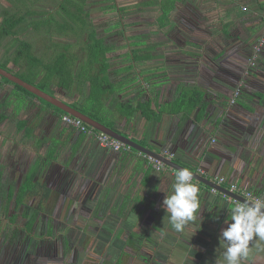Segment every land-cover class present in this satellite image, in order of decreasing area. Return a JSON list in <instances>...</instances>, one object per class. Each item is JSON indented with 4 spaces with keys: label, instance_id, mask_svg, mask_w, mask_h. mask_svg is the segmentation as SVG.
I'll list each match as a JSON object with an SVG mask.
<instances>
[{
    "label": "crops",
    "instance_id": "obj_1",
    "mask_svg": "<svg viewBox=\"0 0 264 264\" xmlns=\"http://www.w3.org/2000/svg\"><path fill=\"white\" fill-rule=\"evenodd\" d=\"M86 4L109 47L113 87L102 97L103 109L93 111L105 116L103 123L153 151L173 153L177 163L192 171L201 168L207 179L223 176L224 187L235 182L264 199V46L256 66L247 63L262 33L264 0ZM238 86L240 95L230 104ZM82 89L75 84L71 94L62 91L80 105ZM19 102L24 105L15 108ZM18 103L14 96L11 118L16 125L36 109L53 111L31 95ZM144 103L151 109L148 116L139 110ZM62 122H43L37 130L43 133L41 141H58L54 146L48 140L43 150L54 146L56 174L41 177V182L55 195L56 212L77 208L81 226L92 219L88 227L96 228L95 235H71V230L68 235H44V230L35 236L17 235L26 222L11 224L8 180L0 187V264H222L225 249L219 237L234 203L193 181L200 189V209L185 231L176 233L162 207L176 171L154 169L133 148L101 147L93 136ZM16 132L14 128L17 149L37 150L36 141L28 142ZM82 212H88L86 221L80 218ZM96 217L110 218L106 230ZM48 221L52 223L38 221L34 228L62 227L56 218ZM11 227L18 228L12 236ZM249 246L251 254L243 264H264V241L254 237Z\"/></svg>",
    "mask_w": 264,
    "mask_h": 264
},
{
    "label": "trees",
    "instance_id": "obj_2",
    "mask_svg": "<svg viewBox=\"0 0 264 264\" xmlns=\"http://www.w3.org/2000/svg\"><path fill=\"white\" fill-rule=\"evenodd\" d=\"M31 2L33 1L25 0V9L16 7L15 11L12 10L11 13L9 10L5 11L4 19L0 25V34L5 35L17 33L18 30L24 29L28 27V25H30L27 23V21L31 20H28L27 18L29 14H36L38 12L44 13L48 16L44 15L41 19L38 20L33 19L34 22H32V26L36 28L40 26H46L47 28H52L51 30L59 29L58 33L60 34H73L79 37L80 39L82 37V40L78 42L79 44H82V47L79 50L80 52H82V54L78 56V53L76 54L70 52L69 49L71 48L72 44L69 42L63 45V51H57V55L60 54V56L63 58L56 59L55 61H53L52 65H49V63L45 62L44 60L38 59L35 54L30 50L31 44H27L26 41L23 40L20 41V48H18V50H16L14 53L15 60L18 62L20 60L21 63L26 62L28 64L27 68L32 66L37 69V65L42 64L43 68L45 66V68L47 69H45L47 73L43 77L45 79L42 85H52L51 78L57 76L58 81L56 83V87L64 88L69 94L72 93V87L75 86V84L81 90L85 82L88 81L89 91L86 97H88L89 100H92V102L90 104V107L88 106L89 109H86V112L81 109L80 111L103 123L104 121H101L100 118L96 115V113L103 109L102 97L106 93H110V90L113 87L109 79L110 73L108 71L109 63L107 53L109 51V47L105 44V37L98 35V31L90 19V12L86 8V0H57L56 4H54L53 6L55 9L50 11L30 9L32 6ZM50 32L51 31H49V33ZM50 34L48 35L49 37ZM52 44L54 48H56V46H59L58 43ZM81 56H83V59L81 61V68L79 69V71L75 72L76 77L73 81V61L80 60ZM81 75H84L83 79L78 80V82H76ZM66 77H68V81H65ZM69 77H71V80H69ZM80 81H82V83H80ZM15 85L25 91L27 94L33 97H38L35 94L26 90L25 88L17 84ZM39 99L42 100L48 106L59 109L51 103L41 98ZM197 104L198 100L194 101L192 105H190L188 108H194L197 106ZM59 110L62 111L61 109ZM139 110L142 111V113L146 116H148V111H151L148 103L140 104ZM93 111H96V113ZM62 112L65 113L64 111ZM133 112L134 111H128V115H132ZM20 123L23 124V122ZM27 134L30 135L29 129L27 130ZM53 154L54 149H50L49 155L56 157V153L55 155ZM36 176L37 171L35 169L29 174L25 175L23 178H21L19 185L16 189L14 187L15 185L11 184L10 199L12 201L10 200V202L12 205H15L14 208L16 209L23 208L21 217L26 222L25 229L22 231L24 236H27L30 233L32 235H38V233L44 230L43 228L38 227L37 229H35V231L38 232L36 234L35 232H33V223L38 218L39 213H41V209L44 205L43 203L49 198L51 190L45 185L44 182H41L38 178H36ZM224 184L226 185V180ZM33 197L38 198L37 207L35 208H32L33 205L29 203V201ZM31 208L33 209L32 213L30 212ZM19 214V211L17 213H15V211L11 212V217L14 218ZM11 222H14L12 218ZM43 234L45 235V232Z\"/></svg>",
    "mask_w": 264,
    "mask_h": 264
},
{
    "label": "flooded vegetation",
    "instance_id": "obj_3",
    "mask_svg": "<svg viewBox=\"0 0 264 264\" xmlns=\"http://www.w3.org/2000/svg\"><path fill=\"white\" fill-rule=\"evenodd\" d=\"M14 5H15V0H5V1L0 0V25L4 19L5 11L9 10L11 13L12 10L15 9ZM44 15H45L44 13H40V15L29 14L27 18H28V20H30V19L31 20L27 21V23L30 24V25H28V27H26L24 29H20V30H18L17 33H14V34H5V35L0 34V67L1 68L5 69L6 71H8L12 74H14L13 73L14 70L22 71V70L27 68L28 64L26 62L21 63L20 60L18 62L14 58L15 51L18 50V48H20V46H21L20 41L24 40V41H26L27 44L30 43L31 44L30 50L34 54H36V52L38 53L40 50L39 46H35V44L38 45L37 42H39V44H41L43 46L45 40L49 41L48 35L50 34L49 31H51L52 28H47L46 26H40V27L36 28V27L32 26V22H34L33 19H36V20L41 19ZM45 16H48V15L46 14ZM29 29L31 31H33L34 33H39L38 41L36 43L34 42L35 44L32 43V40H30L26 37V34H27ZM47 29H49L48 34H47ZM4 40H6L5 44H3ZM37 75L42 76L43 74L41 73V71H39V74H37ZM12 83L14 85L16 84V83L12 82L11 79L0 74V187L3 188L5 186L6 181H8V180L10 181L13 178L15 179V177L18 175V177H16V181L14 183H11V184L15 185L14 187L16 189L19 185L21 178H23L25 175L29 174L30 172H32L35 169L37 171L36 178H38L40 181L42 179L41 177H43V176L44 177L45 176L51 177V176H54L56 174V168L55 167H54L55 169L52 168V170L43 169V168H41L39 170V168L41 166L46 165L45 160L47 158H46L45 154H47V153H45V151H43V150H45V146L47 145V142L49 139H47V140L45 139L46 141H41L43 138V133L42 132L39 133L37 130L40 129L41 125H43V122L50 123L51 126L58 125L59 122H62L61 118L63 116V112L60 111L59 109H56L55 107L53 108L51 106H49V107H51L53 109V111H43L41 109H36L35 111L30 112L31 113L30 118L28 117L27 119L24 120L25 125H20V124L16 125L15 123H13L14 122L13 118H11V114L14 113V111H11V100H13V98H14V96L11 94V91L13 89ZM48 87H51V85ZM73 95H76V92H73ZM34 98H38V97H34ZM69 105L80 110V105L78 103L77 104H69ZM77 105H79V106H77ZM11 123H12V129H11ZM14 128H16L17 132L19 131V133H21V135H23L22 139H26V141H28V142L30 140L36 141L37 144L39 145L38 147H36V149L38 151L31 155L30 152L28 153L26 150L22 151L21 149H17L16 148L17 145L16 144L14 145V143H12L15 141V140L13 141V138L15 135L14 134ZM28 129L30 130V135L27 134ZM22 141H24V140H22ZM15 148H16V151L13 150ZM39 159H40V161H38ZM36 163H37V166H34V164H36ZM51 164L52 163L50 162L49 166ZM49 200H51L50 195H49V198L47 199V201H49ZM30 201H29V203L31 204ZM31 205H33V204H31ZM14 206L15 205L11 204V212L15 211L17 213L19 211V213H20L19 216L21 217V214L23 212V208H17L16 209V208H14ZM49 206H50V208H49ZM35 207H37V205H33L32 208H35ZM32 208L30 210L31 213L33 211ZM46 211L49 213V215H46L44 217V215L42 213H46ZM41 215L43 216V218L41 217ZM55 216H56V205L55 204H53V205L45 204V205H43V207L41 209V213H39V215H38V218L34 221L33 227H34V224L37 223L38 221H43V220L48 221L50 219L52 220L55 218ZM95 219L97 222H100L102 224L101 229L106 230V224L109 223L110 220H108V219H110V218L100 219V218L96 217ZM14 223H16V221L11 222V224H14ZM86 223L87 224L88 223L93 224V221L91 219L89 222H86ZM35 229H37V228H34L33 232H35L37 234L38 232H36ZM43 229H44L45 235H48L46 233L45 228H43ZM90 229H88L90 233L91 232L95 233L96 228H94L93 225L90 227ZM15 230L17 231L18 228L16 229L14 227H11V236H12V234H14ZM19 231H21V230H19ZM22 231L21 232L17 231V235H20V234L23 235ZM49 234H51V233H49Z\"/></svg>",
    "mask_w": 264,
    "mask_h": 264
},
{
    "label": "rangeland",
    "instance_id": "obj_4",
    "mask_svg": "<svg viewBox=\"0 0 264 264\" xmlns=\"http://www.w3.org/2000/svg\"><path fill=\"white\" fill-rule=\"evenodd\" d=\"M3 1H5V0H3ZM33 2H31L32 3V6H31V8L30 9H40V10H48V11H50V10H54L55 8L53 7L54 6V4H56V2H57V0H32ZM15 7L14 8H23V9H25L26 8V3H25V0H22V1H20V0H15V5H14ZM14 11H15V9H14ZM61 12V11H60ZM36 14H38V15H40V13L38 12V13H36ZM62 14V13H61ZM264 16V15H263ZM38 17V16H37ZM40 18V17H39ZM96 17H94V19H95ZM94 23H95V21H94ZM96 25V24H95ZM48 30L49 29H47V34H48ZM59 30V29H58ZM58 30H51V34H50V36L51 37H49V41L48 40H45L44 41V45L42 46L41 44H39V42H37L38 41V37H39V33H34L33 31H31L30 29L28 30V32H27V34H26V37L28 38V39H30V40H32V43H36L37 42V44L38 45H36L35 43V46H39V52L37 53L36 52V54H35V56L38 58V59H41V60H44L45 62H47V63H49V65H52L53 64V61H55L56 59H59V58H63V57H61L60 56V54H58L57 55V51L59 52V51H63V45L64 44H67V43H71L72 44V46H71V48L69 49V51L70 52H73V53H78V56H80L81 54H82V52H80L79 50H80V48L82 47V44H79L78 42H80V40H82V37H81V39L79 38V37H77V36H75V35H73V34H60V33H58ZM102 30V28H101V26L100 25H98V32H100ZM64 31V30H63ZM46 32V31H45ZM56 41V42H55ZM6 43V40H4V43L3 44H5ZM52 43H58V45L59 46H56V48H54V46H53V44ZM42 46V47H41ZM55 49V50H54ZM250 55H251V53H250ZM250 55H249V57H250ZM248 57V58H249ZM82 59H83V56H81L80 57V62L79 61H74L73 62V72H74V75H72V78H73V81L75 80V77H76V75H75V72L76 71H79V69L81 68V64H82ZM46 63V64H47ZM247 63H248V60H247ZM38 67H37V69L36 68H34V67H32V66H30V67H28V68H26V69H24V70H22V71H17V70H14V74L15 75H17V76H19V77H21L22 79L24 78V80H28L27 82H29L30 84H33L34 86H36V87H38V88H40V89H42L43 91H45V92H47V93H49V94H52V95H54L57 99H59V100H61V101H65V102H67V103H69V104H77L78 102L77 101H75V100H71V98L70 99H67V95L64 93V91H62V90H65V89H61V88H58V87H56V83H57V81H58V79H57V76L56 77H53V78H51V83H52V85H51V87L53 88V91H51L50 90V88L51 87H48L47 85H42V83L44 82V79L45 78H43L45 75H46V73H47V69L45 68V66H44V68H43V65L42 64H39V65H37ZM46 69V70H45ZM38 71H41V73L43 74L42 76H38L37 74H39L38 73ZM35 72V73H34ZM83 76L84 75H81L80 76V78H78L77 79V81L76 82H78V80H81V79H83ZM71 77H69V80H71L70 79ZM68 81V77H66L65 78V81ZM83 81V80H82ZM82 81H80V83H82ZM13 84V83H12ZM87 82L85 83V85L83 86V89H82V91H83V93H81L80 95H78V98L79 99H81V104H80V109L81 110H84V112H86V109L88 110L89 109V107H90V104H91V102H92V100H89L88 99V97H85V99L83 100V98H84V96L86 95V92H87ZM81 87H82V85H81ZM86 87V88H85ZM13 89H12V91H11V94L13 95V96H15L16 98H17V103H18V101L21 99V98H23V97H25V96H27V95H29V94H27L25 91H23L22 89H20V88H18L17 86H15L14 84H13V87H12ZM53 93H55V94H53ZM30 96V95H29ZM21 102V101H20ZM18 103V105H15L16 107L15 108H21L24 104H22V106H21V103ZM77 106H79V105H77ZM89 106V107H88ZM88 107V108H87ZM42 110V109H41ZM17 112V111H16ZM105 117V116H104ZM102 115H99V118H100V120L101 121H105L104 118ZM103 118V119H102ZM12 122V121H11ZM21 122H23V124L22 123H20V125H24V120L23 121H21ZM11 129H12V123H11ZM51 139H49L50 140V142H52V140H53V144H54V146H56V144H58V141L57 140H54L55 138L54 137H50ZM12 143H14V145L16 144V142L14 141V142H12ZM11 143V144H12ZM54 146L52 147V148H48L47 149V154H45V156H46V160H45V162H46V165H44V166H41L40 168H39V170L41 169V168H43V169H48V170H52V168H56L57 167V159H56V157H53V156H50L49 155V151H50V149H53L54 148ZM22 151L23 150H26L28 153L30 152V149L26 146V147H23V146H21V148H20ZM13 150H15L16 151V148L15 149H13ZM36 151H38V150H33V152H30V154L32 155V154H34V152H36ZM55 152H56V150H54V154L53 155H55ZM42 160V159H41ZM38 161H40V159L38 160ZM52 163L50 166H49V163ZM34 166H37V163L36 164H34ZM54 168V169H55ZM42 169V170H43ZM16 177H18V175L16 176ZM16 177H15V179L13 178V179H11V183H14L15 181H16ZM44 182V181H43ZM52 185H54V184H52ZM52 189V188H51ZM50 198H51V202H53V204H55V200H56V198H55V195L54 194H50ZM67 201H68V203L69 204H73V202H71V199L69 198H67L66 199ZM31 204H33V205H37V203H38V198L37 197H33L32 199H31ZM47 203V201H45L43 204L45 205ZM71 206V205H70ZM16 213V212H15ZM80 211L76 208V211H72V210H69L68 209V211H65L64 213H59V211L58 212H56V216H55V218L58 220V222H59V226H60V224L62 225V227H58L59 229H57L56 227H54V225L53 226H48V228L46 229L45 228V230H46V232H49V233H52V232H56L57 234L58 233H61V234H63V235H68L69 234V232H66L67 230L69 231V230H71L72 231V233H71V235H76V236H86L87 235V233L89 232V230L88 229H90V227H91V225L89 226V227H87L88 226V224L86 223V227H82L81 225H83V223L82 222H80V220L78 219V216L80 215ZM43 215H44V217L46 216V215H49V213L46 211V213H42ZM58 214V215H57ZM85 214H88V212H82V214L81 215H83V216H81L80 218H82L83 219V221H86L88 218L86 217V215ZM41 217L43 218V216L41 215ZM14 221H16V223H17V225H20L19 223L21 222V224H23V222H24V219L23 218H21L19 215H18V217L17 216H15L14 218L13 217H11ZM67 219H70V221L71 222H65V220H67ZM19 222V223H18ZM46 223L48 224V223H50V221H46ZM51 223H52V221H51ZM50 223V224H51ZM68 228H70V229H68ZM59 231V232H58ZM91 234V237H94V235H95V233L93 232H91L90 233ZM87 237V236H86ZM123 261V260H122ZM121 261V262H122Z\"/></svg>",
    "mask_w": 264,
    "mask_h": 264
},
{
    "label": "clouds",
    "instance_id": "obj_5",
    "mask_svg": "<svg viewBox=\"0 0 264 264\" xmlns=\"http://www.w3.org/2000/svg\"><path fill=\"white\" fill-rule=\"evenodd\" d=\"M199 191L189 168L176 170L171 193L166 194L162 204L167 222L176 233H183L196 219L200 209ZM230 212V219L224 221L227 227L221 230L219 237L225 249L222 264H243L251 254L250 241L254 237L264 241V199L236 203Z\"/></svg>",
    "mask_w": 264,
    "mask_h": 264
},
{
    "label": "built area",
    "instance_id": "obj_6",
    "mask_svg": "<svg viewBox=\"0 0 264 264\" xmlns=\"http://www.w3.org/2000/svg\"><path fill=\"white\" fill-rule=\"evenodd\" d=\"M262 20H263L262 33L258 37L257 41L253 44L251 55L248 58V65L250 67L256 66L259 55H260V53L263 49V46H264V16H262ZM240 91H241L240 86L235 88L231 97L229 98L230 104L235 103L236 99L240 95ZM61 120L64 123L68 124L73 129H75L77 132L93 136L94 139L98 142V144L101 147H104V148H107V149H110L113 151L130 150L132 148L130 145H127V144L121 142L120 140L116 139L115 137H112L111 135L95 128L94 126L86 123L85 121H83L79 117H76L72 114L63 113ZM137 153L141 157H143L147 162H149L152 165V167L156 170L161 171V170H166L167 168H170L173 170V172L176 171V169L167 166L165 163H163L162 161L156 159L155 157H153L151 155H148V154L143 153L141 151H137ZM161 155L166 157L167 159H173V157H174V154L171 152H168V151L161 152ZM195 172L201 176H205V172L201 168H198L197 171H195ZM209 180H211L212 182L216 183L217 185H221V186H223V184L225 182V178L223 176H214L213 178H210ZM193 181H197V179H195L193 177ZM226 188L229 191L236 193L237 195H240V196H242L248 200L259 199L250 190L246 189L245 187L239 186L235 182H231L228 185V187H226ZM211 191L215 192V193H219V195L223 196L224 198L228 199L230 202H232L234 204L242 202L238 198L232 197V196H230V195H228L222 191H218L214 187H211Z\"/></svg>",
    "mask_w": 264,
    "mask_h": 264
},
{
    "label": "water",
    "instance_id": "obj_7",
    "mask_svg": "<svg viewBox=\"0 0 264 264\" xmlns=\"http://www.w3.org/2000/svg\"><path fill=\"white\" fill-rule=\"evenodd\" d=\"M0 74L11 79L12 82H14L17 85L25 88L26 90L35 94L36 96L40 97L41 99L51 103L52 105L56 106L57 108L61 109L62 111L69 113V114H72L76 117H79L80 119H82L86 123L94 126L95 128L111 135L112 137H115L116 139L120 140L121 142H123L127 145H130L133 149H135L137 151H141V152L146 153L148 155H151V156L155 157L156 159L165 163L167 166L172 167L176 170L181 169V168H186V167L180 165L179 163H177L174 159H167L166 157L162 156L161 153L153 151V150L137 143L136 141L130 139L128 136L116 131L112 127L107 126L106 124L90 117L89 115L83 113L82 111H80V110L70 106L69 104L57 99L54 95L43 91L42 89L34 86L33 84H30L29 82L23 80L19 76L14 75V74L6 71L5 69H3L1 67H0ZM192 172H193V177L195 179L199 180L201 183H204L210 187H214L218 191H222V192H224V193H226L232 197L238 198L242 202L243 201H249L248 199H246L240 195H237L236 193L229 191L226 187L221 186V185H217L216 183L212 182L211 180L205 178L204 176H201V175L195 173V171H192Z\"/></svg>",
    "mask_w": 264,
    "mask_h": 264
}]
</instances>
